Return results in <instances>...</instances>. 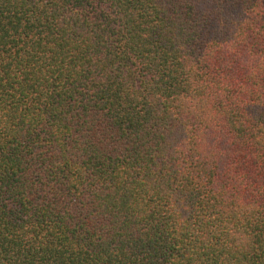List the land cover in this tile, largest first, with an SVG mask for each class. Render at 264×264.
Masks as SVG:
<instances>
[{"label": "trees", "instance_id": "trees-1", "mask_svg": "<svg viewBox=\"0 0 264 264\" xmlns=\"http://www.w3.org/2000/svg\"><path fill=\"white\" fill-rule=\"evenodd\" d=\"M0 264H264V0H0Z\"/></svg>", "mask_w": 264, "mask_h": 264}]
</instances>
